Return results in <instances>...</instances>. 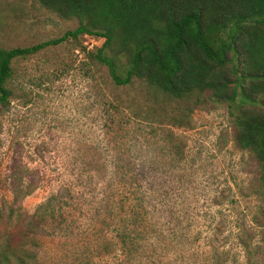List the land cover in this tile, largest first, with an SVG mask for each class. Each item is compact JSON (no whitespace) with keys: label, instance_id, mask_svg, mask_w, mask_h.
Instances as JSON below:
<instances>
[{"label":"rangeland","instance_id":"1","mask_svg":"<svg viewBox=\"0 0 264 264\" xmlns=\"http://www.w3.org/2000/svg\"><path fill=\"white\" fill-rule=\"evenodd\" d=\"M77 26L36 0H0L5 49ZM74 45L14 62L0 107V207L55 209L31 233L37 264H245L236 238L253 227L258 172L234 145L227 107L118 86Z\"/></svg>","mask_w":264,"mask_h":264},{"label":"trees","instance_id":"2","mask_svg":"<svg viewBox=\"0 0 264 264\" xmlns=\"http://www.w3.org/2000/svg\"><path fill=\"white\" fill-rule=\"evenodd\" d=\"M36 1L62 19H76L78 26L59 39L29 47L0 46V107L13 96L9 84L14 62L69 38L75 49L85 52L84 35L104 39L86 58L105 67L116 85L138 83L150 89L154 99L167 102L197 96L226 106L234 145L249 153L258 172V212L253 227L239 230L236 239L245 264H263L264 0ZM170 119L183 121L186 116ZM18 201L15 195L13 203ZM52 206L49 199L32 215L20 207H0V264H37L31 233L37 221L54 217Z\"/></svg>","mask_w":264,"mask_h":264},{"label":"built area","instance_id":"3","mask_svg":"<svg viewBox=\"0 0 264 264\" xmlns=\"http://www.w3.org/2000/svg\"><path fill=\"white\" fill-rule=\"evenodd\" d=\"M104 43L103 38H97L94 36L84 35L83 46L86 51L93 50L94 48H99Z\"/></svg>","mask_w":264,"mask_h":264}]
</instances>
